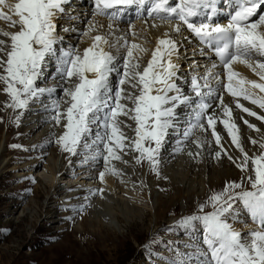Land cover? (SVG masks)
Instances as JSON below:
<instances>
[{"label": "snow or ice", "instance_id": "snow-or-ice-1", "mask_svg": "<svg viewBox=\"0 0 264 264\" xmlns=\"http://www.w3.org/2000/svg\"><path fill=\"white\" fill-rule=\"evenodd\" d=\"M68 3L0 0V19L18 26L17 31L0 32L7 38L0 39V84L10 98L5 107L22 113L39 102L44 112L51 113L54 125L63 128L49 143L79 157L82 165H98L101 182L109 173L123 175L114 162L126 164L123 157L129 152L135 154L137 165L147 163L151 172L166 180L168 177L161 174L162 152L170 132L182 129L179 135L183 140L173 148V153H180L184 140L193 137L196 130L210 131L212 140L195 139L199 151L188 155L202 159L203 149H211L214 143L219 150L209 154L217 161L226 158L245 175L212 191L196 214L181 219L180 227L186 233H199L201 238L189 241L185 247L190 246L191 252H182L180 260L174 256L169 259L172 264H264V136L260 141L250 140L258 145L259 154L249 155L230 106L234 104L247 116L264 121V115L240 102L242 99L264 110V0H94V15L112 21L124 19L121 8L134 6L136 18H143L145 24L151 21V28L168 25L171 33L180 36L186 28L199 45L191 53L190 73L181 72L174 60L182 54L183 41L168 32L157 39L151 58L142 66L141 59L149 50L135 42L139 33L133 30L131 20L124 21L129 25L126 32L110 23L106 33L94 36L91 34L98 31L97 25L88 24L82 35L91 36L92 43L83 52L76 46H62L64 37L58 34L57 20ZM221 16L226 22L219 19ZM59 27L64 32L71 30ZM183 40L191 43L186 36ZM197 54L207 64L200 65ZM50 65L61 83L44 87L38 81H44ZM237 65L246 66L258 79L242 75ZM49 98L50 104L46 103ZM122 118L135 123L133 137L124 130L132 126ZM241 119L249 129L261 132L255 124ZM15 120L18 124L19 115ZM218 124L239 151V158L222 143ZM91 195L103 196L104 189L90 191L84 199ZM84 207L81 204L77 214ZM248 222L257 228L245 232L234 227Z\"/></svg>", "mask_w": 264, "mask_h": 264}, {"label": "rangeland", "instance_id": "rangeland-1", "mask_svg": "<svg viewBox=\"0 0 264 264\" xmlns=\"http://www.w3.org/2000/svg\"><path fill=\"white\" fill-rule=\"evenodd\" d=\"M82 38L83 36L80 34L75 44L71 46L79 48L83 43ZM0 39L5 38L0 36ZM67 46H70V44ZM183 67L185 68L184 64ZM49 71L50 73L54 72L53 70ZM46 77L48 76H45V79ZM52 79L54 80L55 77ZM52 79H46L44 83L41 82L42 86L45 85L46 87ZM4 98L10 100L7 94L0 92V104L3 103ZM240 102L245 107H249L253 111L255 109L259 114L264 115V111L255 105H251L250 102L242 99ZM46 103L50 104L51 98ZM39 104V102H36L29 108L28 117L23 121L24 124L19 127L25 128L24 130L28 128L26 130L28 131L29 127L33 125L29 121L39 115L46 116L47 119L50 118L49 120H51V113L35 110L34 107ZM230 106L233 107V118L239 127H247L243 124L242 116L243 119H247L252 124L262 126V129H260L264 133V121H258L255 117L247 116L246 113H242L240 109L235 108L234 104ZM10 114L16 117L21 112L9 108L0 111V153L7 151L10 147L8 142L10 143L13 132H8V124L5 119ZM122 119H125L132 126L130 129L125 128L124 130L129 137H133L135 123L127 120V118ZM49 120L37 130H34L33 135H26L25 140L21 143L22 146L15 147V149L7 152L12 154L21 152L20 158L11 161V155L9 154L0 157V264H172L170 257L174 256L176 260H180L182 252H191V247L185 246L189 245L190 240L195 243L196 240L201 238L200 234L193 236L192 232L186 233L180 227L179 222L185 217L183 216L185 213L188 216L198 212V207L185 211L186 207L191 205L190 202H200L201 204L210 195L208 173L205 177L201 176V178L193 174L191 178V174L184 168L178 170L172 168L173 170L170 171V166L167 170H164L163 165L161 174H163V171H170L175 174L177 186L180 188L169 192H173L172 195L176 194L175 197L178 198L172 205V208L176 210L175 215H171L170 209H166L164 206L160 212L166 209L167 214L161 215L162 217L159 214L156 216L155 211L160 207V200H168L169 193L155 188L153 183L161 178L154 173L152 176L147 177L150 171L147 163L142 167L137 166L134 153L129 152L124 155L123 159L127 161L126 164L121 161L114 162L116 167L123 172V175H112L118 178L119 182H123L126 191L130 193L129 197L119 195L118 200L121 199L120 203H129V207L137 212L130 226L116 220L118 214L125 217L124 209L120 203L110 197L96 196L94 200L92 199L93 204H90L88 200L90 196H88V199H84L90 189L76 186L77 177H69L66 180V177L61 176L58 168H63L66 172L77 173L80 170H90L94 166H83L79 157L70 156L63 152L61 147L53 153L57 145L49 142L62 134L63 128L55 126ZM217 130L224 137L222 141H230V137L227 136L226 130L223 129L221 124L217 125ZM176 131L170 132L169 138H172L171 140L180 137L179 132L182 130L179 131L178 128ZM246 132L253 133L248 127ZM239 134L242 136L243 132ZM204 136H201V138H204ZM191 138L188 139V146H186L188 152L183 151L184 153L180 152L177 155L179 154L178 156L190 162L194 169L204 168L210 161L209 159L212 162L219 163L224 161V164L229 162L226 158L221 161L215 160L209 154L212 151L207 150V148L203 149L202 159L190 157L188 155L190 151L193 153L199 151L193 142L194 139ZM25 144L29 146L27 147ZM232 147L234 148L233 145ZM245 148L250 149L248 151L255 154L259 153L258 146L247 144ZM216 150H219V148ZM56 165L58 166L57 172H59L56 178L61 176L62 180L50 189L43 178L52 177L53 172L56 171ZM97 167L92 171L99 173L102 169L99 166ZM141 181L143 186H141ZM58 185H61V188L69 189V191L67 190L68 192L64 196L61 193L55 196L58 191H55V189ZM139 190H142L143 194L147 193L149 199L141 201L142 198L139 197L140 195L138 196ZM74 194H76L75 197ZM81 204L85 206L84 210L77 214L76 210L80 208ZM94 204H96L95 207ZM90 220L97 223H92V225L89 223ZM234 225L243 226L241 229L245 232L250 226L257 228V225L252 222L246 224L236 223ZM95 230L101 235L102 241H98L92 236L95 234ZM87 239L93 243L85 241ZM185 259H190V257H185Z\"/></svg>", "mask_w": 264, "mask_h": 264}, {"label": "bare ground", "instance_id": "bare-ground-1", "mask_svg": "<svg viewBox=\"0 0 264 264\" xmlns=\"http://www.w3.org/2000/svg\"><path fill=\"white\" fill-rule=\"evenodd\" d=\"M9 2L10 3L14 2V0H9ZM88 2L92 3L93 0H69L68 5L65 6L66 12L64 14H62L61 19L57 20L58 34L64 37L63 41H64V43H66V44H64V46H67L68 44H70V46L72 44L74 45L77 37H79V35L82 34L83 32L87 31L88 24H91V23H95L97 25V28H98L97 32H93L91 34L92 36H94L96 34L106 33L108 30V25L110 23H112L115 28H118L119 30H121L123 32H126L129 30V25H127V23H125V22H121L120 20L112 21L107 16L94 15L95 7L92 8V7L88 6ZM4 11L8 12V9L5 8ZM133 23L135 25V28L133 30L136 31L137 33H139V37L136 39L135 42L142 44L144 47H146L149 50L148 53L143 55V57L141 59L142 66L146 65L148 60L151 58V51L154 50V48L156 46L157 39L162 37L164 35V33L168 32L172 35V37L174 39H176L178 41H183V46L181 48L182 54L179 55L178 57H174L175 62L180 65L181 72H183V73H190L191 72L190 62L193 59V56L191 55V53L196 52L198 48L195 47V45L193 44V41L189 38V35L186 33L184 28H182L183 36H180V35H177L175 33H171V30H170L168 25H161L159 28H151L149 26L151 21L149 22V24H145L144 19H141L138 21L134 20ZM157 23H159V22L157 21ZM60 25H62L65 28H70L71 30L68 32L61 31L60 27H59ZM17 30H18V26L14 27L9 21L4 20V19H0V32H3V31L14 32ZM82 36H83V38H82L83 43H81V45L79 47V50L81 52H83V50L85 48L89 47L90 44L92 43L91 36H84V35H82ZM184 36L188 37L191 40V43H188L187 40H183ZM3 38L7 39L6 37H3ZM131 39L132 38L129 37V40H131ZM185 49H187V53H185ZM122 53H123V50H122ZM114 54H115V52H114ZM185 55H188L187 60H185V58H184ZM195 59L198 61V63L200 65L207 64V61L203 57L199 56L198 54L196 55ZM183 64L185 65V68L183 67ZM48 69L53 70L55 72V69L53 66L48 67ZM236 70L239 71L242 75L246 76L249 79H258V77H256L255 74L252 73L251 70L248 69L244 65H237ZM200 71L202 74V71H203L202 68ZM49 76H51V78L55 77L53 72L49 73ZM48 77H46V79H49ZM46 79H44V80H46ZM39 82L41 83V81H38V83ZM42 83H44V81ZM60 83L61 82L58 80V78L55 77V79L54 80L52 79L49 84L46 83L47 84L46 87H55V86L59 85ZM113 83H115V78H113ZM3 87H4V85L0 84V92H2V93H4L2 91ZM44 87H45V85H44ZM7 102H9L8 99L4 98L3 103L0 104V111L4 108L6 109L5 104ZM225 102L226 103L229 102V97L225 96ZM34 108H35V110L43 111L40 104L36 105ZM254 111H257V110L254 109ZM262 111H264V110H262ZM258 114H259V112H258ZM28 115H29L28 110L22 112L19 115V123L18 124L15 120V117H13L12 114H10L8 117L5 118L6 122L8 124V129H9L8 132L10 133L12 131L13 134L10 138V143L8 142V146H10L9 149H7V151L1 152L0 157H2L3 155L9 154V155H11V158H10L11 161H13L14 159L20 158L22 155L21 152L14 153V154L7 153V152L11 151L12 149H15V147H13V145H17L18 147L22 146L23 144H21V143L25 140L26 135H28V136H29V134L33 135L34 130H37L39 127H41L43 125V123L45 124L50 119V118L47 119L46 116L39 115L35 119L33 118L31 121H29V123H33V125H31L29 127L28 131H26L28 128L26 130H24L25 128L19 127V126L24 124L23 121L26 119V117H28ZM217 115H221L220 110H217ZM49 122H52V120H49ZM29 123H27V124H29ZM249 123H251V122H249ZM128 124H130V123H128ZM240 127L241 128L243 127V129L240 128V133L243 132L241 139H242L245 147L247 146V144H251L250 143L251 139H256L257 141H260L262 136H264V133L262 131L260 133H257L253 129H250L253 133H249V132H246L247 127H244V126H240ZM256 127L262 129V126H256ZM14 131H15V133H14ZM179 131H180V129H179ZM198 131L199 130H196L194 137L191 138L192 140L193 139L195 140L197 138H201V136H204V135H205L204 137H207V139L212 140V137H209L210 131L206 134L205 133H199ZM200 134H201V136H199ZM180 137L178 136V138L176 137L177 139H173V140H171L172 138H169L168 142L166 143V150L162 152L163 163L161 165V167L164 165V170H167L169 168V166L171 167L170 171L173 169L178 170L180 168L181 169L184 168L185 170H187L191 174V178L193 177V174H196V176H199V178H201V176L205 177L206 173H208V184H209V188H210L211 192L212 191H219L224 187L226 182L239 181L245 175L237 167H235L230 161L227 164H224L225 163L224 161L222 163L221 162L219 163L216 161L212 162L211 159H209L210 161H208V163L204 166V168L199 167V168H201L200 170L197 168L194 169L193 168L194 166L193 165L191 166L190 162H188L184 158L178 156L179 154L177 155V153H173V148L175 147L176 142L183 140V137H181V139H180ZM188 142H189V140H184V143L182 145L184 147V151H186V152H188V147H186V146H188ZM6 143H7V141H6ZM222 143L225 145V147H227L229 149V152L234 157H237V158L240 157L239 151L232 147L229 140L222 141ZM169 144L171 145V147H169ZM25 145L27 147L29 146L27 144H25ZM189 145H191V144H189ZM256 146H258V145H256ZM58 148L60 149L59 145H57L54 148L53 153L56 152L58 150ZM205 148H207V150H209V151H215L218 148V146H216L213 143L211 149H209L207 146ZM192 150H194V149H192ZM245 150L248 151L250 149L245 148ZM248 152H249V155L255 154L254 152H251V151H248ZM175 163H176V165H175ZM143 165H137V166L142 167ZM83 166H86V165H83ZM93 166H94V168H91L90 170H85V171L80 170L77 173H73V172L70 173V172L64 171L63 168H58V166L56 165V171L53 172L52 177H44L43 180H46L47 186L50 189H52L59 183V181L62 180L61 176L66 177L65 178L66 180H68L69 177H77L76 186H78L79 188H84V189L87 188V190L90 189L91 192H95V190L98 188H103L104 189L103 198L110 197L114 201L120 203L121 199L118 200L119 195L129 197L130 193L126 191V188H125L126 186L123 185V182H119L118 178L114 177L111 173L106 174L105 180L103 182L97 180L99 173L93 172L92 169H97L98 165L96 166V164H93ZM57 168L59 169V172L61 174L60 178L59 177L56 178L57 173H59V172H57ZM170 171H163V174H162L163 176L168 177V179H166V180L165 179H158V181L156 183H153L157 190L159 189L160 191H165V192L169 193L170 191H173L176 188H178V189L180 188L177 186L178 183H177L175 174L171 173ZM169 172H170V174H169ZM152 174H153V172L149 171L147 174V177H149L150 175L152 176ZM194 177H195V175H194ZM188 181H190V180H188ZM153 184H151V185H153ZM67 190L69 191V189L61 188V185H58L55 189V191H57L55 196H58L59 193H61V195L64 196L65 193L68 192ZM151 191H153V190H151ZM143 193L144 192L142 190H139L138 196L140 195L139 197L142 198L141 201L142 200H148L149 199L148 194L147 193L143 194ZM172 193L168 194L169 195L168 200H160V202H161L160 207L157 211H155L156 216H157V214H159L160 216L167 214V212H166L167 208L170 209L171 215H175L176 210L174 208H172V205L174 204V202L178 198L175 197L176 194L175 195L173 194L174 195L173 196ZM80 195H81V193H80ZM73 196L75 197L76 194H74ZM94 197H96V196L91 195L89 197L88 200L90 201V204H93ZM132 198H135V197H132ZM190 204L192 206L191 205L187 206L185 211H188L190 208L198 207L200 205V202L199 203L190 202ZM74 205H75V203H74ZM95 205L96 204H94V207H95ZM120 205L124 209V210L123 209L122 210L125 213V215H124L125 217L118 214V216L116 217L117 219L116 218L115 219L118 220V222H121V223L123 222V223H126L127 225L129 224L131 226L132 220L135 219L134 217H136L137 212L134 209H131L129 207L130 206L129 203L128 204L127 203L126 204L120 203ZM124 205H126V206H124ZM164 206L166 207L165 211L163 210L162 212H160L162 207H164ZM117 210L119 211L118 208H117ZM117 210H116V212H117ZM159 215H158V217H159ZM186 215L187 214L185 213L183 216L186 217ZM93 217L95 218V216H93ZM157 222H159V221H157ZM89 223L96 224L97 222L90 220ZM234 227L238 228L239 230L244 231L243 229H241L243 226H238V225L235 226L234 225ZM251 229H255V227H253V226L248 227V230H251ZM80 231H82V230H80ZM94 233L95 234L92 236H94L98 241H102V238L100 237L101 235L98 234L99 232L98 231L96 232V230H95ZM192 235L195 236V235H198V233H193ZM80 236H81V234H80ZM85 241L93 243L89 239H87Z\"/></svg>", "mask_w": 264, "mask_h": 264}]
</instances>
